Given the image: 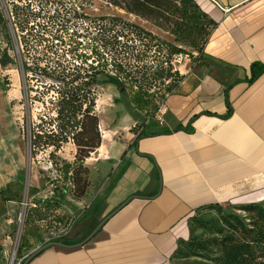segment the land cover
<instances>
[{
    "label": "crops",
    "instance_id": "obj_1",
    "mask_svg": "<svg viewBox=\"0 0 264 264\" xmlns=\"http://www.w3.org/2000/svg\"><path fill=\"white\" fill-rule=\"evenodd\" d=\"M194 1L213 21L198 63L152 117L98 118L105 182L24 264H173L190 215L264 203V0Z\"/></svg>",
    "mask_w": 264,
    "mask_h": 264
},
{
    "label": "rangeland",
    "instance_id": "obj_2",
    "mask_svg": "<svg viewBox=\"0 0 264 264\" xmlns=\"http://www.w3.org/2000/svg\"><path fill=\"white\" fill-rule=\"evenodd\" d=\"M184 7L189 16L183 20L179 12L183 5L174 1L171 9L175 16L169 20H164L167 18L164 16L163 19L146 21L111 5L107 0H0V13L7 23L10 38V44H7L0 30V52L6 49L13 60L12 65L6 68L0 66V199L3 202V205L0 203V249L10 251L17 247L18 255L28 253L32 248L61 236L70 220L76 221L75 226L81 223L107 176L99 166L101 155L95 151L82 166L73 167L66 180L61 178V172L65 171L62 161L72 163L74 160L75 148L71 144L51 158L49 151L38 152L34 157L31 155L26 124L34 127L40 124L39 117L50 116L51 112L48 105L43 108L38 103L29 102L22 94L24 64L31 66L36 57L52 65L56 61L64 65L73 63L71 56L63 54L64 47L60 43H51L54 30L66 24L85 35L82 42L88 43L108 27L109 18L115 17L138 25L180 48L183 58L175 59V55L171 58L172 72H177L180 77L186 66H190L184 55L198 58V51L211 31L206 22L195 19L191 4ZM20 26L25 28L23 33ZM41 38L43 41L40 44ZM118 42L117 51L120 54L116 58L119 59L125 52L126 62L131 66L136 69L146 67L150 73H155L156 77H146L141 82L143 89H148L149 98L147 106L141 111H147L152 117L157 105L159 108L162 106L168 88L173 86L172 80L159 77L164 72V53L154 43H146L149 51L138 61L132 55L144 49L141 45L143 41L134 33L123 30ZM27 74V88L40 84L37 78H30V72ZM103 81L104 78L99 76L94 86L95 113L105 128H112L127 120L128 113L134 108L131 97L136 89L128 85L125 89L117 88ZM64 189L67 203L54 204ZM46 201L52 203L46 204ZM223 213L235 214L247 224L255 218L252 213L235 208L223 209ZM187 225L189 235L179 241L173 252V264H222L219 241L230 231L223 224L221 215L215 210L195 212L190 215Z\"/></svg>",
    "mask_w": 264,
    "mask_h": 264
},
{
    "label": "trees",
    "instance_id": "obj_3",
    "mask_svg": "<svg viewBox=\"0 0 264 264\" xmlns=\"http://www.w3.org/2000/svg\"><path fill=\"white\" fill-rule=\"evenodd\" d=\"M111 5L124 9L127 13L137 16L146 21L169 18L175 16L171 9L172 2L176 1L183 5L179 9L180 19L187 18L188 14L185 5H192L195 19L199 22H206L211 29L213 21L199 9L194 0H107ZM56 15L58 13L56 12ZM154 20V21H155ZM108 27H105L97 38H92L88 43H83L85 37L74 31L66 24H61L52 33L51 43L56 41L64 47L63 54L72 57L73 63L67 65L56 61L49 64L33 58V64H24L22 73V94L29 102L38 103L43 108L49 106L50 116L39 117L40 124L31 126L29 129V145L31 155L34 157L38 152L49 151V157L56 156L62 149L71 144L75 148L74 160L72 163L63 160L65 171L61 172V178L67 179L69 171L73 167H80L85 160L95 152L101 145V134L99 132V119L95 113L96 96L94 86L98 82V77L104 78V83L124 88L128 85L131 89H136L131 97L134 108L140 112L147 106L148 89H143L144 78L156 77L155 73H150L146 67L136 69L126 62L125 52L116 58L120 53L117 51L118 36L123 34V30L135 34L140 41H143V50L134 52V59L140 60L149 51L146 43H154L160 51L164 53V72L159 76L173 81V86L168 88L167 94L176 87L182 77L177 76V72H172L171 58L174 55L182 54L180 48L159 39L151 32L144 30L138 25L124 22L121 19L112 17L108 19ZM6 21L0 13V30L3 31L2 39L10 44L9 34L6 30ZM119 27V28H117ZM23 33L24 26H20ZM27 31V30H25ZM83 34V33H82ZM81 35V36H80ZM209 35V34H208ZM64 36H67L65 38ZM83 37V38H82ZM24 39V38H22ZM43 38L39 41L41 44ZM203 46L198 53L201 54ZM192 62L198 63L199 57L193 58ZM13 60L7 50L0 52V66L6 68L12 65ZM30 78L36 79L40 84L36 87H29L27 73ZM112 73V74H111ZM162 78V79H163ZM164 99L162 104H164ZM156 110V109H155ZM159 110L152 111V116ZM145 116L150 117L147 111H143ZM47 120V121H45ZM29 126V127H28ZM136 128H132L135 132ZM60 177V176H59ZM66 190L58 195L57 205L67 203L65 197ZM2 195V192L0 193ZM46 201V204H51ZM242 212L252 213L254 220L251 224L245 223L235 214H224L222 207L211 206L203 210H215L221 215V220L230 231L219 241L221 246L222 264H264V203H252L235 207ZM202 211V209H201ZM200 212V211H198Z\"/></svg>",
    "mask_w": 264,
    "mask_h": 264
},
{
    "label": "built area",
    "instance_id": "obj_4",
    "mask_svg": "<svg viewBox=\"0 0 264 264\" xmlns=\"http://www.w3.org/2000/svg\"><path fill=\"white\" fill-rule=\"evenodd\" d=\"M210 2L216 3V0H208ZM175 59L176 58H183L181 54L179 55H175L174 56ZM197 56H194V58ZM184 59H188V61H190V64L192 62L191 57H189L188 55H184ZM180 61V60H179ZM164 108V104H162V106L159 108L158 111H160V109ZM75 220H70L67 224V226L62 230V234L61 236H59L57 239H60L62 237L67 236L72 227L74 226ZM18 248L16 247L15 249L12 250H2L0 249V264H24V262L26 261V259L29 257L28 253H23L21 255L17 254V250Z\"/></svg>",
    "mask_w": 264,
    "mask_h": 264
},
{
    "label": "bare ground",
    "instance_id": "obj_5",
    "mask_svg": "<svg viewBox=\"0 0 264 264\" xmlns=\"http://www.w3.org/2000/svg\"><path fill=\"white\" fill-rule=\"evenodd\" d=\"M106 139V137L104 136V140Z\"/></svg>",
    "mask_w": 264,
    "mask_h": 264
}]
</instances>
